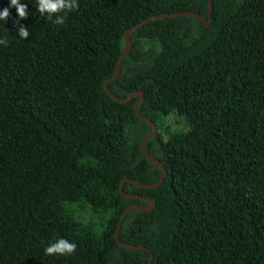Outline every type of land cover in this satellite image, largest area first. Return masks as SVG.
<instances>
[{
  "label": "trees",
  "instance_id": "1",
  "mask_svg": "<svg viewBox=\"0 0 264 264\" xmlns=\"http://www.w3.org/2000/svg\"><path fill=\"white\" fill-rule=\"evenodd\" d=\"M10 0H0V11ZM0 20V264H264V0H78L64 25ZM30 33L21 39L18 28ZM183 119L171 128L169 116ZM72 255H45L58 238Z\"/></svg>",
  "mask_w": 264,
  "mask_h": 264
},
{
  "label": "water",
  "instance_id": "2",
  "mask_svg": "<svg viewBox=\"0 0 264 264\" xmlns=\"http://www.w3.org/2000/svg\"><path fill=\"white\" fill-rule=\"evenodd\" d=\"M211 8H212V0H208V9H207V19H205L202 15H200L199 13H196V12H193V11H182V12H172V13H161V14H158V15H154V16H150V17H147L137 23H135L134 25L128 27L127 29H125L124 31V48L121 52V54L119 55V57L117 58V61H116V64H115V72H114V75L112 78L108 79V80H104L103 81V88L104 90L106 91V93L113 99L115 100L116 102H119V103H126L128 102L134 95H139V98L135 101L134 103V106H133V109H134V112L135 114L138 116L139 119H141L142 121H144L145 123H147L150 127H151V131L149 133H147L140 141V149H141V152L142 154L149 160H151L152 162L156 163L159 168H160V177L157 181L155 182H152V183H144V182H141V181H138V180H135V179H131V178H124L121 183H120V186H119V191L122 195L126 196V197H131V198H140V199H143V200H146L147 201V204L144 205V204H139V203H133V204H130L129 206H127L120 218H119V221H118V224H117V228H116V231H115V239L117 241V243L123 247H126L128 249H132V250H138V249H144V250H147L149 251L145 246L143 245H132L130 243H127V242H124V241H121L119 239V236H118V232H119V228H120V225L123 221V219L125 218L126 214L131 211V210H134V209H140V210H144V211H149L153 208L154 206V200L152 198H144L142 196H139V195H136V194H132V193H127L125 191H123V183L125 181H129V182H132L133 184L137 185L138 187H142V188H152V187H155L157 185H159L163 179H164V176H165V168L163 166V164L161 163V161L159 159H157L156 157L150 155L147 150H146V142L149 138L153 137L157 130H156V125L151 121L149 120L148 118H146L145 116H143L140 112H139V109H138V106H139V103L143 97V94L141 91H135V92H132L130 93L127 97L125 98H119L117 97L114 93H112L109 88L107 87V82L108 81H113L117 78L119 72H120V64H121V61L122 59L128 54V52L130 51V47H131V38H130V33L132 30L134 29H137L139 28L140 26H142L143 24L145 23H148V22H151V21H154V20H159V19H165V18H169V17H173V16H180V15H191V16H195L197 17L202 23H204V25L208 26L209 23H210V16H211ZM150 252V251H149ZM152 260V254L150 252V256H149V260L146 262V263H142V264H150Z\"/></svg>",
  "mask_w": 264,
  "mask_h": 264
},
{
  "label": "clouds",
  "instance_id": "3",
  "mask_svg": "<svg viewBox=\"0 0 264 264\" xmlns=\"http://www.w3.org/2000/svg\"><path fill=\"white\" fill-rule=\"evenodd\" d=\"M14 7L18 14V20L26 19L29 15L27 5L21 3V0H10L9 7L0 11V20L7 23L10 16L9 8ZM79 8L78 0H37V11L41 16L46 17L55 25H64L65 18L68 13L76 11ZM17 34L21 39L29 37L30 33L26 27L21 25ZM7 39L0 38V45L7 46ZM77 245L74 242L65 238H58L54 242L45 247V255L54 256H67L72 255L76 251Z\"/></svg>",
  "mask_w": 264,
  "mask_h": 264
},
{
  "label": "rangeland",
  "instance_id": "4",
  "mask_svg": "<svg viewBox=\"0 0 264 264\" xmlns=\"http://www.w3.org/2000/svg\"><path fill=\"white\" fill-rule=\"evenodd\" d=\"M167 123L169 124V126L171 128H175L176 126L182 127L183 128V119H181V117L179 116H174L171 115L168 117L167 119Z\"/></svg>",
  "mask_w": 264,
  "mask_h": 264
}]
</instances>
